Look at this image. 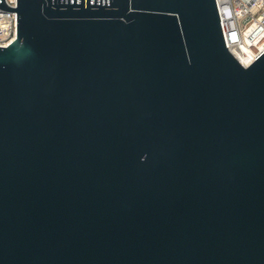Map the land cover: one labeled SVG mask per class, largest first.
Returning <instances> with one entry per match:
<instances>
[{"label":"water","instance_id":"1","mask_svg":"<svg viewBox=\"0 0 264 264\" xmlns=\"http://www.w3.org/2000/svg\"><path fill=\"white\" fill-rule=\"evenodd\" d=\"M0 7V264H264V52L215 0Z\"/></svg>","mask_w":264,"mask_h":264},{"label":"built area","instance_id":"2","mask_svg":"<svg viewBox=\"0 0 264 264\" xmlns=\"http://www.w3.org/2000/svg\"><path fill=\"white\" fill-rule=\"evenodd\" d=\"M16 7L17 0H5ZM226 46L245 67L264 52V0H215ZM17 36V11L0 7V46Z\"/></svg>","mask_w":264,"mask_h":264}]
</instances>
